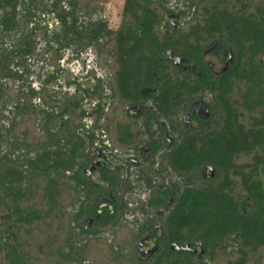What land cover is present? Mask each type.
I'll return each instance as SVG.
<instances>
[{
  "label": "trees",
  "instance_id": "1",
  "mask_svg": "<svg viewBox=\"0 0 264 264\" xmlns=\"http://www.w3.org/2000/svg\"><path fill=\"white\" fill-rule=\"evenodd\" d=\"M107 3L0 0V11L21 4L28 28L8 46L17 21L14 12L0 19V264H264V0H123L117 27L92 20ZM174 11L186 20L170 32ZM209 47L231 54L226 70L212 71ZM89 49L108 79L92 69L87 88L66 67L85 66ZM40 62L50 69L36 89ZM65 87L76 92L62 97ZM205 95L209 117L193 116L199 129L190 131L182 111ZM149 104L148 123L159 114L175 139L164 149L166 130L151 133L147 169L169 186L150 190L139 207L155 218L132 228L130 200L110 197L129 169L125 179L102 165L98 181L85 171L91 145L140 151L146 133L131 107ZM145 237L156 250L138 260L128 251Z\"/></svg>",
  "mask_w": 264,
  "mask_h": 264
},
{
  "label": "flooded vegetation",
  "instance_id": "2",
  "mask_svg": "<svg viewBox=\"0 0 264 264\" xmlns=\"http://www.w3.org/2000/svg\"><path fill=\"white\" fill-rule=\"evenodd\" d=\"M175 13H172L170 15H168L167 17V22L169 25V31L173 32L175 30H178L179 28H181V26L183 25L184 21L186 20V16H181V14L178 11H174ZM215 49L214 47H209L208 50H206L205 52V60L209 63L210 68L212 69V71L214 73H220L224 70H226L228 68V65L232 62V56L230 54V56L227 58L226 54L224 53L221 56L218 55H213L211 54V50ZM211 56L214 58V62L211 63V61L207 60V57ZM264 55H261L258 60L260 63H264L262 61L261 58H263ZM173 65H175L177 68H180L182 71H191V69L193 70V67L185 65L183 59L181 58H171ZM221 66V67H219ZM208 99L209 96L205 95V96H199L196 100L192 101L190 103V107L186 110V111H182L183 115L186 114V118L187 121L184 122L182 120V116H181V120L184 124V127L186 129H189L190 131H196L199 129V123H197V121L193 118V116H197L199 118H201L202 120H205L206 118L209 117V112H208ZM151 106V104H149L147 107H141V106H137L134 105L132 108V113L134 115V117H136V119L138 120L139 124L140 118H143V115L146 116V122H145V127L144 128L141 124L140 126L143 128V130L146 133V139L147 142L139 149L140 151L138 153L136 152H130L127 153L125 155H121L123 153L117 152V153H111L107 150H104L103 148L99 147L98 145H91L89 147V152L95 156V158L93 159L90 167L88 170L85 171V173L87 174V177L90 178V174L92 175V171L93 173H96L99 171L100 166L111 163L114 164V167L118 166L121 167L122 169V173H123V178L127 179L128 173L127 170L129 169L131 176L129 183L127 184L126 187L122 188V189H112V191L110 192V197L114 198V194L117 193L118 196H120L121 200L123 201H129L125 200L124 197L122 196L123 192H127V191H132L133 190V194L135 196H138V194L140 195L141 192H138V194L136 193V190L129 188L130 184H131V180L135 176L134 179H137L138 182H145L148 179H150L151 181H157V180H161L160 178L156 177V176H152L147 169V166L149 164L150 161V152H149V145L153 140L152 137V132H157V133H162L164 130H166V134H164V139L167 142L164 146V149L168 148V147H172V141L175 139L174 136L172 135L171 137H167V127H166V123L165 121L159 116V114H154L153 116V120L151 121V124H149V120L147 117V109H149V107ZM130 108V109H131ZM159 119V120H158ZM158 126V130H154V127ZM164 127V128H163ZM137 164V171H134L135 166ZM129 166V168H128ZM206 171L203 172V174H205ZM141 177L142 180H139V178ZM162 181V180H161ZM164 182V181H163ZM164 183H159V184H154L149 185L148 188V193H146V195H149L150 190L152 188H165V186L163 185ZM141 191V190H140ZM124 194V193H123ZM107 201V200H106ZM145 203L146 201H140ZM172 199L169 200V204L171 205ZM138 203L137 205L132 204V203H128V213L127 216L130 214L131 211H135V210H139L140 211V207H139ZM167 209V208H166ZM165 209V210H166ZM162 213V212H161ZM126 216V218H127ZM155 227L158 231H161V227L159 224H155ZM156 250L155 247V243L153 241H150L147 239V237L141 239L134 247H131L130 250L128 251V253H130L133 257L137 258L138 260H145L147 258H150L154 252ZM194 253H198L197 250L193 251Z\"/></svg>",
  "mask_w": 264,
  "mask_h": 264
},
{
  "label": "rangeland",
  "instance_id": "3",
  "mask_svg": "<svg viewBox=\"0 0 264 264\" xmlns=\"http://www.w3.org/2000/svg\"><path fill=\"white\" fill-rule=\"evenodd\" d=\"M122 3H123V0H108V3L105 6V9L101 13L93 16L92 20L94 22L97 19L104 20V21L108 22L109 24H111L113 27H117L119 24V21H120V14L119 13L121 10ZM174 9H175V7H174ZM11 12H14L13 16L15 17V19L17 21V28L11 34L4 36L5 44L8 46L18 43L21 40V38H23L24 34H26V32L28 31L26 21L23 19V15L25 14V12H24L21 4L18 5V7H16V10H14V11L11 10L10 8L6 9V10H1L0 11V19H1V17H4L6 13L11 14ZM79 18H81V16ZM85 20L88 21L87 19H85ZM49 22H50V28L52 30L53 29L56 30L58 28V26L60 27V25L58 24V22L56 20H54V21L50 20ZM93 52L94 51L92 49H89V50H87V53L84 54V57L86 58V59H84V60H86L85 66L83 65V60H82V61H74L73 63L69 64L66 67L68 70L73 72V74L72 73H70V74H72V75L75 74V75H80V76L82 75L81 76L82 77L81 82H83L85 87H87V88H90L92 86V81L88 77L84 78V76H86L87 73L90 72L92 69L96 72V74L99 77H103V79L105 81L108 79V68L106 66H104V64L101 63L100 61L97 60V62H96L95 54ZM69 53L70 52L68 51L66 54V58L69 55ZM261 59L264 62V57ZM207 60L211 61V63L214 62L213 61L214 58L211 56H208ZM219 67H221V66H219ZM43 68H45V70H43ZM49 69H50L49 66L47 64L44 65V63H42V62H40L37 65V67H35L34 75L31 78L34 80V82H33L34 88L39 89V87L41 86V83H42V79L39 81L38 76L39 75L43 76L46 72L49 71ZM68 70H66V71L69 72ZM53 89L55 91H59L57 88V85L53 86ZM75 92H76V90L74 88L65 87V88L61 89V92H59V94H60V96L63 97L66 93H68L69 95H73ZM36 102H39V101H36ZM9 111H11V107H7L6 111L4 112L5 116L9 117L8 116ZM182 120L184 122L187 121L186 114H184L182 116ZM5 121H7V120H5ZM139 121H140V124L144 128H146L145 127L146 116L143 115V118H140ZM154 130L157 131L158 126H155ZM171 136H172L171 134L167 133L168 138ZM121 155H125V154H121ZM134 171H137V164L135 166ZM135 176H137V175H134V177L132 178L129 188L136 190L137 194H138V192H141V194L140 195L138 194V196H135L133 194V190H132V191L123 192L124 194L122 193V196L124 197L125 200L129 199L130 203L137 205L138 203H140V201H146L147 200L148 195H146V193H148V189H146V188H148L149 185L153 186L154 184L163 183V181H161V180L160 181L159 180L151 181L150 179H148L144 183L143 182L141 183V182H138L137 179H134ZM90 178H92L93 181H98V178H99L98 172L92 173V175L90 174ZM169 178L172 182H178V183L180 182V185L182 187L189 184L187 182L177 180L172 175L169 176ZM195 181H196V179H195ZM168 183H169V180L165 181V183L163 185L168 187L169 186ZM191 183H194V182H191ZM153 218H155V216L153 214L145 215L141 211L135 210V211H131L130 214L127 216V221L132 228H136L137 224L142 222L143 220L153 219ZM108 236L110 237V235H108Z\"/></svg>",
  "mask_w": 264,
  "mask_h": 264
},
{
  "label": "water",
  "instance_id": "4",
  "mask_svg": "<svg viewBox=\"0 0 264 264\" xmlns=\"http://www.w3.org/2000/svg\"><path fill=\"white\" fill-rule=\"evenodd\" d=\"M211 171H212V170H210V172H211ZM176 249L179 250V251H190V250H191L189 246H188V247H181V248L176 247Z\"/></svg>",
  "mask_w": 264,
  "mask_h": 264
}]
</instances>
